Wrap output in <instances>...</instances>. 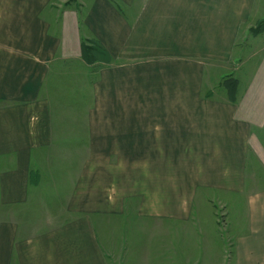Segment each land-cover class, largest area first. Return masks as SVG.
<instances>
[{
  "label": "crops",
  "instance_id": "0c3cea01",
  "mask_svg": "<svg viewBox=\"0 0 264 264\" xmlns=\"http://www.w3.org/2000/svg\"><path fill=\"white\" fill-rule=\"evenodd\" d=\"M67 1L0 0L2 203L21 204L34 187L35 150L53 141L59 65L83 60V36L113 57L92 80L73 216L31 235L0 221V264H110L96 220L125 223L131 201L136 224L165 229L170 264L182 247L189 257L196 208H241L231 262L264 264V31H251L262 1L88 0L82 20Z\"/></svg>",
  "mask_w": 264,
  "mask_h": 264
},
{
  "label": "rangeland",
  "instance_id": "374dc122",
  "mask_svg": "<svg viewBox=\"0 0 264 264\" xmlns=\"http://www.w3.org/2000/svg\"><path fill=\"white\" fill-rule=\"evenodd\" d=\"M261 1V17L251 26L254 34L264 29V0ZM87 2L88 0H75L71 4L83 16ZM242 43L247 45L246 42ZM96 65L97 62L88 63L85 60L66 61L59 65L54 81H51L49 91L54 119L53 141L36 149L33 155L32 168L40 172V182L29 189L27 199L21 204L7 205L0 201V221L16 219L20 223L21 234L31 235L51 229L73 216L67 207V197L73 187L75 174L85 157V109L91 100L92 80L100 68L95 67ZM233 71V75L225 80L231 87H235L234 82L237 80L236 70ZM261 169H264V164L257 167V172L262 173ZM215 204L217 206L213 214L211 209H204L201 213L198 208L194 210L190 224L189 257H183V247L180 248L174 255L177 256L179 264H232V225L239 217L237 214L241 208L228 209L223 207L222 201H216ZM133 205L134 201H131L127 207L128 218L125 223L110 221L102 226L100 220H96L99 240L110 264H170L172 256H168L166 252L168 235L165 229L154 235L143 220L136 224L133 221L136 214ZM214 231L217 234L220 255L217 251L209 250L212 237L204 240L208 238V233ZM205 232H208L207 235H203Z\"/></svg>",
  "mask_w": 264,
  "mask_h": 264
},
{
  "label": "trees",
  "instance_id": "16d2710c",
  "mask_svg": "<svg viewBox=\"0 0 264 264\" xmlns=\"http://www.w3.org/2000/svg\"><path fill=\"white\" fill-rule=\"evenodd\" d=\"M73 1L75 0L67 1L66 5H70ZM78 11L81 13L79 9ZM82 18L83 16L80 15V20H82ZM82 49H83V52H82L83 60H85L88 63L97 62V65L95 67H101L113 61V57L111 53L97 39L83 36L82 37ZM231 91L234 92V87L233 89H231ZM40 176H41L40 172L37 169L32 168L31 173H30L31 184L33 185L39 184Z\"/></svg>",
  "mask_w": 264,
  "mask_h": 264
}]
</instances>
